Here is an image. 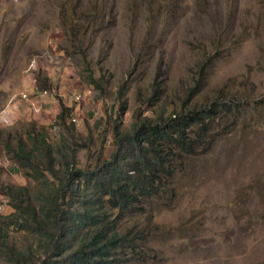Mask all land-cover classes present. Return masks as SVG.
<instances>
[{"label": "rangeland", "instance_id": "obj_1", "mask_svg": "<svg viewBox=\"0 0 264 264\" xmlns=\"http://www.w3.org/2000/svg\"><path fill=\"white\" fill-rule=\"evenodd\" d=\"M226 99L172 190L125 215L127 264H264V0H0L1 185L38 189L6 144L48 126L56 142L65 107L90 167L116 121ZM12 211L0 191V214Z\"/></svg>", "mask_w": 264, "mask_h": 264}, {"label": "trees", "instance_id": "obj_2", "mask_svg": "<svg viewBox=\"0 0 264 264\" xmlns=\"http://www.w3.org/2000/svg\"><path fill=\"white\" fill-rule=\"evenodd\" d=\"M70 16L77 19L75 13ZM84 17L90 18L88 14ZM207 66L201 64V73ZM89 78L98 86L93 75ZM36 84L45 91L52 85L47 75L36 77ZM222 104L221 108L211 102L198 109L155 110L151 115L135 116L128 130L116 121L108 154V132L103 131L98 157L90 167L78 165L84 144L68 107L54 123L60 129L56 142L50 140L48 126L27 133L30 145L21 140L16 147L6 144L10 158L26 168L39 186L30 192L27 186L0 184L13 209L0 214V260L3 264H127L138 260L130 256L136 238L123 231L125 215H133L147 200L172 190L173 175L183 168L184 159L209 144L207 136L213 133L208 127L214 118L231 111L229 99Z\"/></svg>", "mask_w": 264, "mask_h": 264}, {"label": "built area", "instance_id": "obj_3", "mask_svg": "<svg viewBox=\"0 0 264 264\" xmlns=\"http://www.w3.org/2000/svg\"><path fill=\"white\" fill-rule=\"evenodd\" d=\"M73 120H75V119H73Z\"/></svg>", "mask_w": 264, "mask_h": 264}]
</instances>
